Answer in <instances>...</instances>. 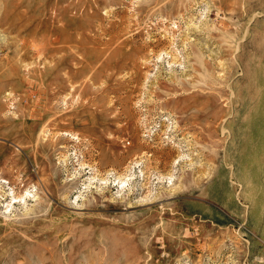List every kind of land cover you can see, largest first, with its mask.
Masks as SVG:
<instances>
[{"label":"rangeland","instance_id":"rangeland-1","mask_svg":"<svg viewBox=\"0 0 264 264\" xmlns=\"http://www.w3.org/2000/svg\"><path fill=\"white\" fill-rule=\"evenodd\" d=\"M0 264H264V0H0Z\"/></svg>","mask_w":264,"mask_h":264},{"label":"bare ground","instance_id":"bare-ground-1","mask_svg":"<svg viewBox=\"0 0 264 264\" xmlns=\"http://www.w3.org/2000/svg\"><path fill=\"white\" fill-rule=\"evenodd\" d=\"M201 64H203V63H201ZM206 66H207V64H206ZM205 68V67H204ZM183 97V96H182ZM159 157V156H158ZM157 164V163H156ZM44 183V182H43Z\"/></svg>","mask_w":264,"mask_h":264}]
</instances>
